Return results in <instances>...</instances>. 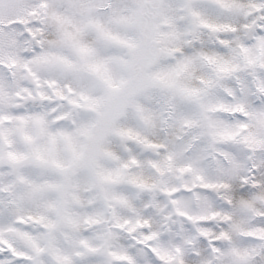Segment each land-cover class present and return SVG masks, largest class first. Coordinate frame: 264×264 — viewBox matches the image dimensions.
<instances>
[{"label": "snow or ice", "instance_id": "1", "mask_svg": "<svg viewBox=\"0 0 264 264\" xmlns=\"http://www.w3.org/2000/svg\"><path fill=\"white\" fill-rule=\"evenodd\" d=\"M0 264H264V0H0Z\"/></svg>", "mask_w": 264, "mask_h": 264}]
</instances>
